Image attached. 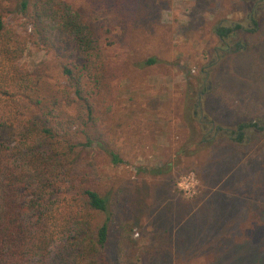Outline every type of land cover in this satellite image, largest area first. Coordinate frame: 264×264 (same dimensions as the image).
Segmentation results:
<instances>
[{
    "label": "rangeland",
    "instance_id": "obj_1",
    "mask_svg": "<svg viewBox=\"0 0 264 264\" xmlns=\"http://www.w3.org/2000/svg\"><path fill=\"white\" fill-rule=\"evenodd\" d=\"M36 10L47 45L33 36ZM64 14L91 28L96 65L83 66ZM5 22L26 45L19 64L44 66L69 117L59 63L77 67L97 132L122 160L85 148L47 184V211L69 210L86 176L110 193L109 264H264V0H29ZM0 140L10 149L15 138Z\"/></svg>",
    "mask_w": 264,
    "mask_h": 264
},
{
    "label": "trees",
    "instance_id": "obj_2",
    "mask_svg": "<svg viewBox=\"0 0 264 264\" xmlns=\"http://www.w3.org/2000/svg\"><path fill=\"white\" fill-rule=\"evenodd\" d=\"M28 5L29 0L11 7L0 3V132L15 138L10 149L0 140V264H109L107 244L114 220L109 192L103 193L93 179L81 176L66 205L69 210L47 211L45 205L49 188L55 186L47 184L71 168L85 148L99 147L114 164L122 160L97 132L94 108L85 97L76 66L59 63L75 96L69 101L76 104V113L69 117L58 96L65 91H56L46 79L44 66L30 71L19 64L26 45L5 20L9 14L26 11ZM64 15V28L85 55L83 66L96 65L91 28L77 14ZM30 17L36 43H50L51 29L42 14L36 10ZM220 29L221 39L232 32ZM64 121L70 122L67 129L76 126L75 139L68 136ZM257 126L238 125L236 141L243 140L242 130ZM57 242L60 245L52 253Z\"/></svg>",
    "mask_w": 264,
    "mask_h": 264
},
{
    "label": "flooded vegetation",
    "instance_id": "obj_3",
    "mask_svg": "<svg viewBox=\"0 0 264 264\" xmlns=\"http://www.w3.org/2000/svg\"><path fill=\"white\" fill-rule=\"evenodd\" d=\"M220 129H219V127H216V131H219ZM238 130L237 131H235L234 133H231V135H237L238 136Z\"/></svg>",
    "mask_w": 264,
    "mask_h": 264
}]
</instances>
